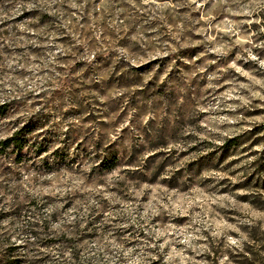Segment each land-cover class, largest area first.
Returning a JSON list of instances; mask_svg holds the SVG:
<instances>
[{
	"label": "rangeland",
	"instance_id": "374dc122",
	"mask_svg": "<svg viewBox=\"0 0 264 264\" xmlns=\"http://www.w3.org/2000/svg\"><path fill=\"white\" fill-rule=\"evenodd\" d=\"M0 264H264V0H0Z\"/></svg>",
	"mask_w": 264,
	"mask_h": 264
},
{
	"label": "trees",
	"instance_id": "16d2710c",
	"mask_svg": "<svg viewBox=\"0 0 264 264\" xmlns=\"http://www.w3.org/2000/svg\"><path fill=\"white\" fill-rule=\"evenodd\" d=\"M7 112V105H1L0 106V116L6 114ZM22 131L16 132L12 137L0 142L1 149L7 150L9 148H13L16 150V152L21 151V149L24 147L23 143V137L21 138Z\"/></svg>",
	"mask_w": 264,
	"mask_h": 264
}]
</instances>
